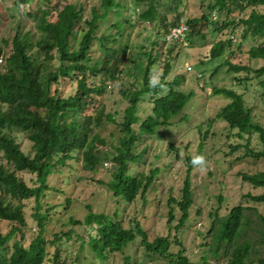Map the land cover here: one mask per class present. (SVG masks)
Returning <instances> with one entry per match:
<instances>
[{"label": "trees", "instance_id": "obj_1", "mask_svg": "<svg viewBox=\"0 0 264 264\" xmlns=\"http://www.w3.org/2000/svg\"><path fill=\"white\" fill-rule=\"evenodd\" d=\"M11 1L16 8L28 6L23 15L34 19L41 37L38 39L31 31L25 30L24 19L19 18L10 36L3 40V46L0 47V58L5 47L9 50L6 59L2 58L0 63V155L6 161V164L0 163V220L7 221L10 225L6 233L0 229V264H44L48 245L55 247L51 264H67L61 260V256L66 254L64 247L75 232L73 230L62 235L52 233L53 239L50 241L46 238L49 233L46 226L53 216V213L50 214L53 208L49 207L42 213L41 200L49 190L48 181L57 169L72 167L73 164H81L85 171L96 174L104 169V163L110 162L111 166L106 172L110 179H102L99 183L126 204H135L139 198L143 205L147 203V193L163 167H154L153 163L149 171L134 168L146 165L143 158L147 149L139 153V142L145 137L148 140L158 138L157 144L162 147L163 142L160 141L165 139L162 129L171 127L174 117L179 116L189 105L191 108L195 97L192 90L182 89L186 81L185 75L173 77L176 57L182 43L165 40L169 29L177 27L179 20L185 18L187 2L80 0L81 6L77 9L71 0L63 7L57 4L53 8L48 7L53 0H40L47 5L40 11L35 9L33 0ZM200 1H209V12L187 20L189 37L200 36L205 39V32H210L209 36H213L229 29L226 32L227 40L214 43L210 50L209 57L212 60H224L215 69L213 76L225 66L229 72L245 71V80L248 82L263 76L264 42L247 51L252 62H263L262 67L257 70L250 66L235 65L229 55H226V47L233 44V39L230 38L240 29V36L244 39L251 34L258 36L259 40L264 39V14L252 11L247 19L240 17L250 7L264 6V0ZM130 3L145 4L147 8L139 18L152 26L150 32L153 31L154 38L150 43V50L138 55L146 59V64L138 67L141 81L137 80V85L120 89L127 105L122 111L112 113L106 111L102 102L111 84L120 80L123 73L120 66L126 61V55L123 52L120 56L117 48L110 46V43L117 42V38L110 41V36H99L97 32L104 26H110L112 12L124 18L123 23L114 25L118 33L124 24L134 28L136 23L132 22L131 17H124V13H129L132 9ZM89 6L90 15L84 19V11ZM159 9L165 11L160 21ZM1 10L0 5V26L3 22ZM224 11L228 19L223 22L217 20L219 17L217 21L211 19V15L213 18ZM55 13L57 18L52 20V14ZM155 26L157 31L152 29ZM79 28L83 35L78 47L70 49ZM242 43L244 42L238 46L240 50ZM251 73H254V77ZM150 74L158 77L154 86L149 84ZM68 84L72 86L71 90L65 92ZM213 94L223 96L230 102L215 118L209 120V126L214 120H222L231 129L237 130V137L241 139L245 135L258 134L261 143L259 150L252 149L250 141L246 145L230 148L231 152H236L244 147L247 150L246 156L264 159V127L253 122V109L246 106L244 94L227 88H215ZM146 102L148 108L144 106ZM185 116L180 118L179 123H183ZM109 124L116 125L120 133L117 144L108 141L101 134L102 129ZM13 130L27 134L32 142V156L21 149L16 137L11 134ZM207 135L208 133L204 138ZM202 148L200 143L198 154H201ZM162 150L180 158L179 149L173 142H169ZM160 157L159 154L155 158L159 160ZM191 158L187 157L185 160L188 166L187 176L180 197L169 195L168 230L174 229L179 233L174 241L170 234L150 241L140 223L133 220L129 226H125L123 221L118 220L117 213L109 216L90 212L83 221H72L81 228L87 227L81 231L87 235V239L75 234L81 242L80 251L86 247L95 256L96 264H110V260L117 254L124 256L123 264H142L138 261L133 263V257L124 255L125 249L140 239V245L145 249L144 254L168 259L167 264H264V216L258 215L256 209L241 204L227 215L221 216L220 207L225 200L222 195H219V206L210 213L213 222L207 236L203 237L206 241L201 247L205 248V255L192 261L185 254L180 239L189 227L193 205L190 174L194 165ZM21 172L34 176L33 186H29L20 177ZM242 180L253 189L263 190L259 195L249 193L247 198L254 203H264V172L244 174ZM31 199L36 202L33 221L38 233H33L29 244L25 245L23 228L28 223L22 201ZM16 200L19 202L16 203ZM251 211L258 215L257 218L253 217ZM176 212L180 214L179 218ZM175 249L178 251L174 252Z\"/></svg>", "mask_w": 264, "mask_h": 264}, {"label": "rangeland", "instance_id": "obj_2", "mask_svg": "<svg viewBox=\"0 0 264 264\" xmlns=\"http://www.w3.org/2000/svg\"><path fill=\"white\" fill-rule=\"evenodd\" d=\"M68 1L53 0L48 7L53 8L57 4L63 7ZM86 1L89 2L88 0ZM71 2L77 9L81 6L80 0H71ZM186 2L185 19L187 20L194 16L200 17L209 12V1L201 3L200 0H186ZM33 4L35 9H40V11L43 6L47 7L40 0H33ZM0 5L3 13V22L0 26V47L3 46V40L10 36V32L14 29L13 27L19 18L24 19L25 30L31 31L38 39L41 37L34 19L26 17L25 14L23 15L28 10L27 5L16 8L12 6L11 0H0ZM130 6L132 7V9L130 8L131 11L129 13L125 12L124 17L128 15L131 17L132 22L136 23L134 28L124 24V27L118 33L114 25L118 22L123 23L124 18L112 12L109 18L110 26L108 28L104 26L97 32L99 36H110V41L117 38V42L115 44L113 42L110 43V46L117 48L120 56L123 55V52L126 55V61L122 62L120 66L123 69L120 80L111 84L102 102L106 107V111H111L112 113L122 111L127 105L126 100L120 94V89L122 87H129L132 84L137 85V80L141 81L138 67L146 64V59L144 57L140 58L138 55H142L150 50V43L154 38L153 31L151 30L150 32L152 26L143 23L139 18L141 13L147 8L145 4L135 5L134 3H130ZM133 7H136V10H133ZM85 10L84 19L90 15V6ZM252 11L264 14V6L250 7L244 13H240V17L247 19ZM163 12L165 13L163 9H159V21L163 18ZM235 14H237V11L233 15L235 16ZM56 16V13L52 14V20H56ZM217 17L219 18L217 19ZM211 19L223 22L225 19H228V16L224 11L219 16L217 14L214 15L213 18L211 15ZM152 29L158 30L157 26ZM228 30L213 36H209L210 32H205L207 34L205 39H202L200 36H190L188 40L179 46V54L176 57L173 77L181 74L185 75L186 81L182 89L183 91L192 90L195 93V97L192 100L193 106L191 108H189L191 106L189 105L179 116L174 117L171 127L162 129L165 135V139L160 141L163 142L162 147H159L157 144L158 138L148 140L145 137L143 141L139 142L140 144L137 148L139 153L143 149H147L143 158L146 165L135 166L134 168L138 171L144 169L149 171L153 163L154 167H163L159 171L160 173L157 175L155 183L147 193V203L145 205H143L140 198L135 204H126L99 183L102 179H110L106 174L107 169L111 166L110 162L104 163V169L96 174L85 171L81 164H73L72 167L57 169L49 179V190L45 192V196L41 200L42 213L49 207L53 208V212L50 213L51 215L53 213V216L50 217V221L46 226L49 232L46 234V238L50 241L53 239L54 233L62 235L73 230L75 232L72 239L64 247L66 254L61 256L63 262H67V264H96L95 256L86 247L80 251L81 242L75 235L77 233L78 236L80 235L84 239H87V235L81 232L84 229L86 230L87 227L82 226L81 228V226L79 227V225H75L72 222L83 221L90 212L107 214L109 216H115L117 213L118 220L123 221L125 226H129L133 220L140 223L142 228L147 232L150 241L155 240L159 236L165 237L168 234H170L171 240L174 241L179 233L174 229L168 230L167 223L170 212L168 204L169 195L176 198L180 197V191L184 187V181L187 176L188 166L185 160L187 157H193L198 154L200 143L203 145L201 155L205 157L206 165L203 168L194 166L190 174L193 205L190 210L189 227L181 235L180 239L183 243L185 254L192 261H197L205 255V248L201 247V245L205 243L206 239L203 237L207 236L206 234L213 222L210 213L214 212L219 206V195H222L225 199L220 207L221 216L227 215L230 210L239 204L256 209L258 215L264 216V203H254L246 196L249 193L259 195L263 190L260 188L253 189L242 180V175L244 174L253 175L264 172V159H254L246 156L247 150L244 147L236 152H231L230 148L231 146L246 145L250 141V147L257 151L261 147L258 134L245 135L241 139L237 137L238 131L231 129L222 120H214L211 126H209V120L215 118L220 110L230 102L229 99L223 96L214 95L213 89L227 88L239 94H244L246 106L253 109V122L264 127V75L259 78H253V80L248 82L245 80L247 77L245 71L238 73L229 72L228 67L225 66L213 76L215 69L224 60H212L209 57L210 50L214 43L227 40L228 34L226 32ZM240 33L241 29L235 36L230 38L233 39V44L226 47V55H229L230 60L237 66H250L257 70L262 67L263 62H252L247 55V51L251 47L263 43L264 39L259 40V37L253 34L247 35L244 39L243 36H240ZM82 35L83 31L79 28L77 35L72 39L70 49L78 47ZM241 42L244 43H242V49L240 50L238 46ZM3 51L2 58L5 60L9 50L5 47ZM230 52H233V54L230 55ZM199 75L202 76L200 79L198 78ZM251 75L254 77V73H251ZM234 79L240 81H235ZM66 86L64 91H70L72 86H69V84ZM144 106L148 108V102ZM183 116H185V120L183 123H179L180 118ZM207 133V137L204 138V135ZM11 134L16 137L17 143L27 155L32 156L34 154L32 142L27 134L17 130L11 131ZM101 134L114 144H117L120 136L114 124L104 127ZM169 142H173L179 149V159L173 153L168 152L166 154L163 152L164 150L162 149L167 147ZM159 154L161 157L157 160L155 157ZM5 162L3 156L0 155V163L6 164ZM19 175L29 186L34 185V176L27 172H21ZM18 202L16 200V203ZM22 203L25 205L24 212L28 223V226L23 228L26 235L24 243L27 245L32 239L33 233H38L36 224L33 221L36 202L34 199H31L22 201ZM251 212H253V217L257 218L258 215L254 211ZM176 215L179 218L180 214L178 212H176ZM0 229L3 233L8 232L10 229L9 223L0 220ZM17 238L19 239L20 236ZM54 250V246H47L48 254L44 264H51L50 259ZM144 250L140 245V239H138L132 246L125 249L124 255L133 257V263L138 261L142 264H167L168 259H164L158 255L149 257L147 254H144ZM177 251V249L174 250V252ZM123 259L124 256L122 254H117L110 260V264H123Z\"/></svg>", "mask_w": 264, "mask_h": 264}, {"label": "clouds", "instance_id": "obj_3", "mask_svg": "<svg viewBox=\"0 0 264 264\" xmlns=\"http://www.w3.org/2000/svg\"><path fill=\"white\" fill-rule=\"evenodd\" d=\"M181 20H184V21L186 22V24H187V19H185V18H181V19L179 20V22H178V25H179V23L181 22ZM187 26H188V24H187ZM174 28H176V27H174ZM174 28H170V29H169V32H168L167 35L165 36V40H166L167 42H174V41H169V40L167 39V37H168V35L170 34L171 30L174 29ZM188 28H189V26H188ZM188 34H190V28H189ZM188 34H187V38L189 37ZM187 38H186V40H188ZM186 40H185V41H186ZM185 41H184V42H185ZM181 43H183V42H181ZM0 60H1V62L3 61V60H2V57L0 58ZM1 62H0V63H1ZM201 77H202L201 75L198 76L199 79H200ZM157 81H158V77H157L155 74H150V76H149V84L154 86V85H156ZM191 163H192L194 166L198 167V168H203V167L206 165V160H205V157H204L203 155H201V154H197V155H195V156H193V157L191 158Z\"/></svg>", "mask_w": 264, "mask_h": 264}, {"label": "built area", "instance_id": "obj_4", "mask_svg": "<svg viewBox=\"0 0 264 264\" xmlns=\"http://www.w3.org/2000/svg\"><path fill=\"white\" fill-rule=\"evenodd\" d=\"M189 28L184 20H181L179 25L172 29L170 34L168 35L167 39L169 41H178V42H184L187 38ZM1 62V60H0Z\"/></svg>", "mask_w": 264, "mask_h": 264}]
</instances>
